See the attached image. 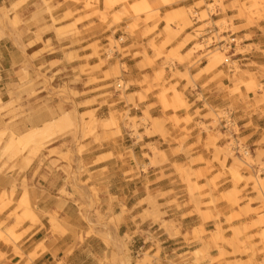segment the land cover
<instances>
[{"label":"rangeland","instance_id":"obj_1","mask_svg":"<svg viewBox=\"0 0 264 264\" xmlns=\"http://www.w3.org/2000/svg\"><path fill=\"white\" fill-rule=\"evenodd\" d=\"M176 1L158 0V3L152 6L145 0L132 5H128V0H111L110 3L107 0V7L112 9L122 3V12L114 15L115 20L135 18L127 29L129 34L133 33L139 23L153 22V26L146 31V34H150L160 22L159 6L171 5ZM246 1L249 4L243 5L242 8L249 18L259 17L264 13V0H244ZM97 2L98 0H86L84 9L88 15L85 18H89L90 15H100L105 21L107 11L99 12ZM216 4L217 2L212 5L205 4L200 0L193 6L171 10L162 17L164 28L158 35L160 40L151 44L156 56L148 60L151 65L156 59L163 58V64L155 74L156 82L162 81L166 68L170 73L173 71L172 76L178 75L174 69L184 63H189L192 67L205 65L199 74L213 72L218 66H226L233 70L234 86L231 94L237 93L242 97L243 95L240 94L242 87L245 96L248 93L254 96L256 106L262 104L264 87L252 74L240 71L238 63L230 57V50L219 46L208 47L210 36L216 41L222 40L230 44L229 39L223 36L230 26L225 20L212 21L216 14ZM19 7L20 3L0 11L3 15V18H0V29L8 26L11 33L27 34L29 39L26 46L42 42L44 34L54 36L59 48H55L51 41L47 40L42 45V49L33 54L31 59L38 60L42 57L40 54L52 53L58 49L62 58L59 65L40 62L35 67L32 66V74L25 70L18 84L14 86L16 97L10 103L0 101V172L7 173L8 176L14 175L8 191L0 194V215L4 213L0 220V241L15 245L33 227L40 224V219L46 218L52 233L59 236L68 234L73 242L78 244L71 258L74 264H161L162 237H158L160 232L155 231L154 228L144 239L147 244L152 242L155 246L154 250L147 248V245L142 249L143 239L130 241L128 234L122 238L112 239L110 228L114 227L115 219L100 214L97 208L99 200L92 188L91 197H87L85 203L76 202L79 207L77 215H66L63 212L44 213L38 207L37 200H33L28 191L26 175L28 171L31 173L34 169V175L41 172L44 180H46L44 172L56 177L62 172L71 180L78 177V181L83 175L90 176L82 157L92 153L91 145L99 150L103 143L120 137L121 126L131 132L136 142H140L143 136H152L156 133L161 135L164 142H169L171 139H168L169 136L164 133L165 122H173L177 126L182 121L186 123L191 121L188 116L181 120L175 114L188 108L183 94L176 91L175 85L161 82L157 95L161 110L162 112L170 110L173 113L167 119L152 118L149 109L153 105L144 108L140 117L135 114L130 116L127 109L124 112L118 110L115 106L116 102L131 103L133 107H137L135 102L145 99L140 93L128 94L130 84L119 77L118 61L114 62V68H110L109 63L114 61L115 55L122 53L121 46L125 38L114 40L110 37L106 40V45L101 44L100 41L90 42L84 48V50L89 49L90 54L78 56L76 52L70 51L73 50L75 43H79L75 39L81 36L77 29L81 18L74 19L73 13L67 10L59 17L51 18L49 22L31 25L22 22L19 18L17 12ZM10 14L13 15L11 19ZM194 16L199 21L197 25L192 22ZM206 28H210L212 33L204 37ZM180 35L184 37L176 42ZM65 42H69V45L65 46ZM236 44H239L238 41ZM167 47L169 49L166 51ZM182 49H185L183 54L180 52ZM91 58H94L96 63L89 65ZM63 62L79 63V66L72 68L69 73L72 76L69 78L65 77L68 73L61 67ZM122 68L125 70L124 66ZM103 69L105 70L102 71ZM217 74L222 76V73ZM81 77L84 78L83 81ZM184 77L188 80V75L185 74ZM142 92L150 93L151 87H147ZM258 92L262 94L261 97ZM108 98L111 100L108 101ZM206 111L202 119L206 120L207 124L198 125L207 133L205 145L206 148L212 149V158L210 161L201 158L190 159L186 169L173 164L179 182L189 199L187 203L181 204L177 197H174L170 202L178 209L192 205L201 224L192 229L190 236L188 231H185L186 247L177 252L174 250L171 259L167 258V262L168 264H219L227 260L225 264H264V151L260 148L255 151L250 150L246 139L240 136L238 122L233 117L231 107L218 109L206 106ZM223 118L229 121L226 132L219 124ZM140 129L143 130L142 134L138 133ZM145 147L150 152L151 158L144 154L149 164L143 165L142 170L146 171L148 166L167 162L165 153L160 151L157 145L147 144ZM75 157L80 160V170L78 168V171L74 172L72 165L76 163ZM106 158L100 157L94 162ZM196 163H201L202 166L198 170H191V166ZM73 188L78 191L75 185ZM248 188L252 191L250 194L255 195L252 199L246 197L245 191ZM173 193L170 190L162 196ZM57 194L69 196L63 187ZM240 203L245 204L239 207ZM256 203L259 205L258 208L251 209L250 205ZM224 205L226 209L222 210ZM62 209L63 202L60 201L56 204L55 210L62 211ZM154 210L157 215L153 213L151 217L155 222L161 220L162 228L168 231L171 238L181 234L180 224L172 221L163 222L161 216H164V213L160 214L157 206ZM146 216L150 217V215ZM209 220L213 221V226L210 228L214 229L213 231H207L203 227V223ZM220 220L223 223H220ZM25 223L30 226L23 229ZM233 223L237 226H232ZM81 224L86 225L88 229L84 231ZM95 227L102 228V234L96 232ZM226 232H229V238L225 237ZM92 235L99 236L105 248H102L97 240L89 239ZM127 241L133 245L131 248L133 252L128 250ZM170 243L172 242L164 245L168 246ZM180 246L181 244L170 247ZM225 246L231 249L230 253L225 250ZM13 250L20 254V250L15 246ZM242 258L245 260H241Z\"/></svg>","mask_w":264,"mask_h":264},{"label":"crops","instance_id":"obj_2","mask_svg":"<svg viewBox=\"0 0 264 264\" xmlns=\"http://www.w3.org/2000/svg\"><path fill=\"white\" fill-rule=\"evenodd\" d=\"M109 1L111 0H108V3H110ZM140 1L128 0V5ZM145 1L152 6L158 3V0ZM199 1L177 0L174 4L159 6L160 22L152 33L146 34V31L153 26V22H148L146 24L139 23L133 33L129 34L127 29L132 25L135 18H119V20L114 18L115 14L122 12V3L109 9L107 0H98V11H107V18L104 21L103 18H100V15H90L89 18H85L88 15L84 9L86 0H0V11L3 8H12L20 3L17 11L19 18H21L22 22L31 25L49 22L51 18L59 17L67 10H70L74 19H82L77 24V29L80 31L81 36L75 39L79 43H75L74 47H72L73 50L70 51L76 52L78 56L90 54L89 49L84 50L90 42L100 41L101 44L106 45V40L110 37L114 40L125 38V42L121 46L122 53L115 55L114 61L109 63L110 68H114V62L118 61L120 67L119 77L125 83L130 84L128 94L140 93L145 99L141 102H135L137 107H133L131 103L116 102L115 106L118 110L120 109L124 112L127 109L130 116L135 114L140 117L144 108L153 105L149 109L151 117L155 119L164 117L167 119L173 113L170 110L166 112L161 110L157 98L160 84L164 81L170 85H175L176 91L183 94L188 108L177 111L175 114L181 120L188 116L191 121L189 123L182 121L177 126L173 122H165L164 133L169 136L168 139H171L169 142H164L159 133L152 136H143L140 142H136L132 138L131 132L121 126L120 137L103 143L99 150L94 145H91L92 153L82 157V161L85 163L90 176L83 175L78 181V177L75 180H71L70 177L66 178L62 172L57 177L44 172L46 177V180H44L41 172H38L36 176L34 175V169L31 173L28 171V175H26L29 186L28 191L32 195L33 200H37L38 207L44 213L57 212L61 214L60 212H63L66 215H77L79 213L78 204H81V202L85 203L86 198L91 197L90 189L92 188L99 200L97 208L100 214L106 215L107 218L112 216L115 219L114 227L110 228L112 239L122 238L128 234L130 241L143 239L144 245L142 249L147 245V248L154 250L155 246L152 242L148 244L144 242V239L147 238V233L154 228L155 231L160 232L158 237H162L161 264H168L167 261L171 259L174 250L177 252L186 247L184 244L185 231L187 230L190 236L192 229L201 224V220L192 205L182 206L178 209L170 202L174 197H177L181 204L183 202L187 203L189 199L184 192V187L179 182L178 174H176L173 164L186 169L190 159L201 158L202 160L210 161L212 158V149L206 148L205 145L207 133L201 130L198 125L199 123L207 124V121L202 119L207 112L206 106L218 109L231 107L233 117L238 122L240 136L242 139H246L250 150L255 151L260 148L261 151H264V103L256 106L254 96L250 93L245 96V91L242 87L240 88L242 97L237 93L231 94L234 86L232 69H228L226 66H218L213 72L199 74L205 68V65L192 67L189 63H184L177 65L176 69H174L178 75L172 76L173 71L170 73L168 68H166L162 81L156 82L155 74L162 66L163 58L156 59L151 65L148 60H152L156 56L151 44L152 42L158 43L160 40L158 35L164 28L162 17L171 10L190 7ZM202 1L209 5L217 2L216 14L212 21L225 20L230 26L223 33V36L227 37L231 44L230 57H233L234 61L238 63L241 72L252 74L256 81L264 87V13L260 14L259 17L249 18L247 12L242 8L243 5L247 6L249 4L248 1L244 2V0ZM48 10L51 12H48ZM12 16L10 14V19ZM0 18H3L2 13H0ZM11 32L8 26L5 29H0L2 34L0 37V101L2 103H10L16 97L14 86L18 84V80L24 75L25 70L32 74V66L35 67L40 62L59 65L62 58L58 49L52 53L45 52L40 54V57H42L38 60L31 59L33 54L38 53L42 49V45L47 40H50L55 48H59V45H56L54 36L50 37L49 34H44L42 42L26 46L29 39L27 34L18 35V33ZM184 35H180L176 42H179ZM236 41L239 44H236ZM68 43L65 42V46H68ZM168 49L169 47H167L166 51ZM184 50L180 51L181 54L184 53ZM95 63L96 60L94 58L89 60V65ZM77 66H79L77 62H63L61 67L68 73L65 77H71L70 71ZM122 66L125 67V70H123ZM217 73H222V76H218ZM185 74L188 75V80L184 77ZM81 80L83 81L84 78L81 77ZM147 87H151V92L144 94L142 91ZM259 96L261 97L262 94ZM22 98L24 102L25 99L24 97ZM107 100L110 101L111 99L108 98ZM104 110H106L105 107ZM138 133L142 134L143 130L140 129ZM147 144L157 145L159 150L165 153L167 162L156 166H148L146 171H144L142 166L149 164V160L144 157V154L151 158L150 152L145 147ZM257 144L260 145L254 146ZM100 157L107 158L94 162ZM79 161V158L75 157L76 163L72 165V171H78ZM31 166H33V163ZM201 166V163L193 164L191 170H198ZM213 166L216 167V164L213 163ZM12 180H14V175L8 176L7 173L0 172V194L3 191H8ZM73 185L78 188L77 192ZM62 187L69 196H58L57 193ZM170 190L174 193L162 196V194ZM245 192L247 198L252 199L255 197L254 194H250L252 192L250 188ZM60 201L63 202V209L62 211H56V204ZM244 204L240 203L239 207H243ZM156 206L160 214L164 213V216H161L163 222L172 221L180 224L181 234L179 236L171 238L168 231L162 228L161 220L158 222L153 220L151 215L155 212L154 207ZM258 206L256 203L250 205V208L256 209ZM225 209L226 206H222V210ZM234 211L236 212L237 210ZM3 214L0 215V220L3 218ZM146 215H150V217ZM220 223H223V221L220 220ZM81 225L84 231L88 229L86 225ZM29 226L28 223H25L23 229ZM211 226H213V221L211 220L203 223V227L207 231L214 230L210 229L212 228ZM232 226H237V224L233 223ZM95 231L102 234L103 229L95 227ZM135 231L137 232L135 233ZM225 237H230L229 232H226ZM89 239L97 240L98 244L105 248V244L99 236L92 235ZM168 242L172 243L165 246L164 244ZM126 244H128V250L133 252L131 242L127 241ZM179 244H181L180 247H170L171 245L177 246ZM77 245L68 234L59 236L56 233H52L49 229L48 220L42 218L40 219V224L33 227L17 244L9 245L0 241V264H59L60 262L63 264H74L71 258L76 252ZM14 246L20 250V254L14 252ZM224 248L228 253L231 252L230 248L226 246ZM102 252L103 249L101 250V255ZM241 260H245V258ZM226 261H221L219 264H225ZM228 261H232V259H228Z\"/></svg>","mask_w":264,"mask_h":264},{"label":"built area","instance_id":"obj_3","mask_svg":"<svg viewBox=\"0 0 264 264\" xmlns=\"http://www.w3.org/2000/svg\"><path fill=\"white\" fill-rule=\"evenodd\" d=\"M192 22H193L194 25H197V24L199 23V21L196 19L195 16L192 18ZM205 31H206V33H204V35H203L204 37H205L207 34H211V33H212V31H211L210 28H206ZM207 39H208V38H207ZM207 39H206V40H207ZM209 39H210V43L208 44V47L219 46V47H225V48H227V49L230 50V46H231V44H227L226 42H224V41H222V40L216 41V40H215L213 37H211V36L209 37ZM219 124H220L221 129H222L224 132H226V131H227V128H228V125H229V121H227V120H225V119L223 118L222 120H220Z\"/></svg>","mask_w":264,"mask_h":264}]
</instances>
